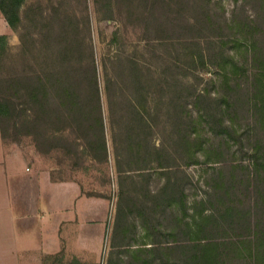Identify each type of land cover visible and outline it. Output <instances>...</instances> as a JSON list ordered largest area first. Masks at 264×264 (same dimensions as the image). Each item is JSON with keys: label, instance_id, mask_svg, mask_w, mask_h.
Returning a JSON list of instances; mask_svg holds the SVG:
<instances>
[{"label": "rangeland", "instance_id": "rangeland-1", "mask_svg": "<svg viewBox=\"0 0 264 264\" xmlns=\"http://www.w3.org/2000/svg\"><path fill=\"white\" fill-rule=\"evenodd\" d=\"M0 35L5 36L0 38V90L10 85L13 89V78L34 84L37 74L45 79L50 73L72 88L84 87L91 62L90 48L84 43L93 47L107 115L108 170L90 156L83 161L77 158L66 136L61 138V117L51 124L32 119V113L19 106L16 113L2 115L0 123L10 141L46 160L38 165L51 167L54 179L76 180L85 193L107 195L111 204L106 210L109 217L99 264L110 260L143 264V259L152 256L159 261L166 255L161 246L175 239L185 243L184 233L171 234L177 222L183 230L182 218L193 223V215L211 210L212 183L241 174L240 167L232 171L231 165H250V149L259 133L252 107L255 74L262 71L253 60V51L255 44L262 47L256 51H264V0H25L14 26L0 8ZM121 58L129 68L128 59H134L138 73L130 68L121 78ZM107 75L112 77L115 93L125 83L132 102L116 94L118 102L110 104ZM132 75L139 76L142 84L137 94ZM147 95L150 105L144 102ZM134 99L147 119L141 125L150 121L152 129L150 141L138 147L148 151L152 162L157 158L154 147L171 153V160L166 159L169 169L159 167L161 162L155 160L147 170H129L125 150L120 152L126 171L118 169L113 134L117 132L123 143L129 133L141 137L140 132H149L136 127L137 112L130 106L136 104ZM110 105L115 106V119L121 126H115L117 131L108 118ZM42 130L54 131L57 139L48 138ZM188 131L189 139H196L191 144L192 149L197 145L193 157L188 143H177ZM65 133L73 139V133ZM168 184L181 202L174 209L162 206L156 212L158 198H168L167 192L162 193ZM237 229L226 225L223 234L216 236L243 241L248 232ZM37 253L26 256L28 264H83L85 257L90 259L66 247L58 254ZM0 260L13 264V244L8 240L0 247Z\"/></svg>", "mask_w": 264, "mask_h": 264}, {"label": "trees", "instance_id": "trees-1", "mask_svg": "<svg viewBox=\"0 0 264 264\" xmlns=\"http://www.w3.org/2000/svg\"><path fill=\"white\" fill-rule=\"evenodd\" d=\"M24 2L25 0H0V8L13 26L15 20L19 17V10ZM4 37L5 36L0 35V38ZM84 45L90 48L91 55V62L90 65H88V70L90 72L88 75V84L86 86L72 88L68 86L63 79L55 75V73L48 74L45 79L43 74H37L34 84L29 82L28 79L18 82V77L13 78V89H11L12 87L10 85L0 90V118L2 115H10L12 110L16 113L19 106H22L23 111H30V113H32V119H45L51 124L57 122L55 121L56 117H61V120L64 122V127L61 129V134L63 133L61 138H65L64 136H66V142L77 151V158L83 161L90 156L93 160L98 162L100 166L108 170L110 155L105 134L107 115L105 114L102 102L97 60L92 49L93 47L91 48V45L86 43H84ZM257 49L262 50V47L255 44L253 60L259 63L262 71L255 74L256 92L254 100H252V107L256 117V128L259 133L257 134L256 143L250 149V165H231L230 169L232 171H234L236 167H240L241 174L236 176L232 174L229 178L218 179L212 183V190L215 192L213 195L210 193L211 197L209 198V202L212 204V207H210L211 210L193 215V223H191V221L185 222V219L182 218L185 225V229L183 230L179 222H177L178 226L171 231V234L175 236L178 235L179 232L184 233L185 243H183V241H178L179 239H175L173 240V244L160 247V249H163L164 254H166L165 257L159 259V261H157L154 256H152L151 259L145 258L143 259V264H264V51H256ZM125 60L122 58L120 59V62L122 61L121 67H119L121 70L118 74L121 78L126 77V73L130 68H133L132 70L138 73L137 62L134 59H128V63L130 64L129 68L123 64ZM132 77V84L133 87H135V90L132 87L134 90L133 92L137 94L140 92L139 90H141L142 84L139 85V76L132 75ZM111 78L112 77L107 75V82L105 85L106 94L110 97V104L111 102H115L116 104L118 102V96H125L129 102H132L128 95L129 92L125 89V83H120L115 93L112 87L113 80ZM116 94H118V96H116ZM134 100L136 101V99ZM144 100L146 104L150 105L149 95H147ZM135 103L137 105L132 103L130 106L137 112L135 117L136 127L139 126L138 130H141L142 127L144 128L143 130H149V132L145 135L140 132L141 137L133 132L129 133L123 143L116 137V134L118 135L117 132L113 134V139L114 136L117 139H114V147L116 150L118 169L121 172L126 171V169H123L121 166L122 153L120 150H125V156L129 160V170H147L151 168L150 164L152 160L148 158V151L142 150L144 149L142 145V148L138 146H140L143 141L145 143H148V140L150 141L147 137H149L152 129H149L150 121L146 125H141V121L144 123L147 119L140 114L137 107L139 106L138 101ZM30 113L28 114L29 116ZM181 117L183 116H180V118ZM108 118L112 123V127L115 128L117 125V129L118 127L121 128V126L118 125V121L115 119V106L112 107L110 105ZM151 120L153 121L152 118ZM15 127L17 128L16 123ZM0 129L4 141L13 142L8 139L6 127L1 123ZM117 129L115 128L116 131ZM65 130L69 131V133H73V139L70 137L72 134H64ZM42 131L45 132L46 130ZM44 134L47 135L48 138L57 139V136L54 135V131L51 132V130H49ZM189 134L191 135L190 131L186 132L181 137L179 136L180 138L177 139V143H181L182 145H187L188 143L190 145L189 154L193 157L197 151V145L192 149L191 144L196 139L192 140L191 136L189 139ZM120 144L125 146L120 147ZM59 147L60 145L58 148ZM55 148H57L56 145ZM60 148L65 147L61 146ZM154 151L157 158L153 159V162L155 160L160 161L159 167L169 169L171 165H167L168 161H166V159L168 158L171 160L173 157L171 153L165 150L161 151L157 147H154ZM132 164L133 166H131ZM133 167L134 169H132ZM223 172V170H220V173ZM168 185L169 186L162 191L163 194L164 191L168 193V198H164V200H161L162 197L158 198V201L155 202L156 212L161 210L162 206H165V209H174L177 204L181 202L176 198L177 195L174 187L171 188L170 184ZM82 190L83 193H85L83 186ZM86 194L107 197L106 194L98 195L95 192ZM121 203L122 202H119L118 204V215H120L119 208L122 207ZM226 225H228L231 230H238L237 227H239L241 230L248 232L246 238L240 242L233 239L228 241L219 240L216 234L222 235ZM117 233V231L114 232V237L117 236ZM203 235L205 237H203ZM140 250L147 251L148 249L140 248ZM150 250L154 251L153 248ZM62 251L63 249L59 253ZM174 251H176V253H174ZM109 264L119 263L110 260Z\"/></svg>", "mask_w": 264, "mask_h": 264}, {"label": "crops", "instance_id": "crops-1", "mask_svg": "<svg viewBox=\"0 0 264 264\" xmlns=\"http://www.w3.org/2000/svg\"><path fill=\"white\" fill-rule=\"evenodd\" d=\"M36 153L5 142L0 129V247L13 244V264H28L31 252L65 247L87 255L83 264H99L110 201L83 193L76 180L54 179Z\"/></svg>", "mask_w": 264, "mask_h": 264}]
</instances>
